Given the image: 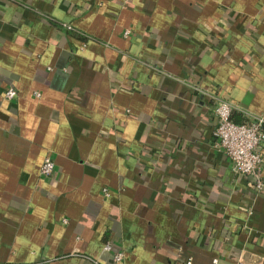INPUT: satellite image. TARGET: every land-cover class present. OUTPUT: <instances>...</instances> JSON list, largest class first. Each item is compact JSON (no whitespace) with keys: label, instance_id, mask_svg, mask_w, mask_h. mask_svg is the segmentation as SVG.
Returning <instances> with one entry per match:
<instances>
[{"label":"crops","instance_id":"1","mask_svg":"<svg viewBox=\"0 0 264 264\" xmlns=\"http://www.w3.org/2000/svg\"><path fill=\"white\" fill-rule=\"evenodd\" d=\"M218 98L264 116V0H0V264H264Z\"/></svg>","mask_w":264,"mask_h":264},{"label":"built area","instance_id":"2","mask_svg":"<svg viewBox=\"0 0 264 264\" xmlns=\"http://www.w3.org/2000/svg\"><path fill=\"white\" fill-rule=\"evenodd\" d=\"M16 91L7 87L4 97L8 100L15 98ZM216 124L213 136L216 145L232 163V169L251 179L254 187L260 191L264 187L262 174L264 150V116H252L243 122L237 123L232 119L231 104L221 98L216 100L214 107ZM55 172L54 160L48 156L43 160L39 174L43 178H51ZM104 249H110L107 243ZM124 254L118 252L113 255V261L122 260Z\"/></svg>","mask_w":264,"mask_h":264},{"label":"trees","instance_id":"3","mask_svg":"<svg viewBox=\"0 0 264 264\" xmlns=\"http://www.w3.org/2000/svg\"><path fill=\"white\" fill-rule=\"evenodd\" d=\"M232 119L234 120V122H237V123L243 122V120H244V119H242V118H237V117L235 116V114H232Z\"/></svg>","mask_w":264,"mask_h":264}]
</instances>
